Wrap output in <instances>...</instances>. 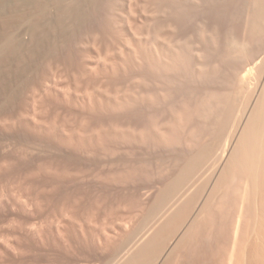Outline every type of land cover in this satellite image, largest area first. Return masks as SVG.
<instances>
[{
    "label": "rangeland",
    "instance_id": "374dc122",
    "mask_svg": "<svg viewBox=\"0 0 264 264\" xmlns=\"http://www.w3.org/2000/svg\"><path fill=\"white\" fill-rule=\"evenodd\" d=\"M29 1L0 0V264H228L230 253L233 255L232 264H245L247 262L250 264V259H242L243 254L241 252L248 249L245 248L247 247L245 242L250 234L252 235L251 228H253L254 222L252 223L253 217L248 213L255 208L258 192L253 195L252 191L251 193L247 191L248 198L244 201L242 208L241 224L244 223V227L241 231L245 232V236L248 235L245 239L241 232L240 237L243 236V238H239L240 243L238 241L237 245L235 244L237 247H234L232 244L234 235L232 233L240 212L239 197L243 190L241 184H244V182L239 179L241 176L238 177L239 167L235 163H226V161H221L219 164L215 163L218 158L215 154L221 149L215 147V150L214 148L210 149L211 151L209 150L210 153L208 150L206 151L208 144V147L212 144L216 145L218 142L222 144L221 140L226 138V136H218L215 126V123H218L220 117H222L221 112L223 110L221 109H224L225 101H223L224 106L222 101L218 103L215 99L205 101L208 99L205 98L208 93L207 88L211 87L212 83L209 81V84L205 81L206 83L202 84L199 80L197 82L196 78H192L191 71L189 72L190 76L185 72L188 75L187 77L190 78H187V80L186 75H183L184 80L183 78L180 79L182 75L174 76V79L179 81L176 82L175 80V83L172 82L174 80L173 76L168 77L167 80L163 76L159 78L160 75L156 76L157 74L153 73L150 77L147 76L149 73H143L145 71L143 67L140 69L139 65L134 64V62L132 64L135 66L129 64L131 61L128 59L126 36L122 34L123 30L118 31L117 29L114 30L115 32H108L102 26L105 24V18L108 19L109 12L112 10V8H107L106 3H104L105 0H70V3L68 0H63L62 5L58 3L62 7L70 6V10L80 8L81 16L79 15L78 18L74 15V12L78 15V11H75V9H73L74 11L67 8L65 10H68V16H72V19L74 18L73 15L75 16L74 21L70 19L71 17L67 16L66 18L64 15L61 18L63 21L56 20L59 8H63L59 5L58 7L57 4L55 5L57 1L53 0V6L48 4L51 13L48 10L46 11L48 12L45 20L47 23L45 22L44 27H38L41 30L37 31L35 40L32 39L33 42H31V38L28 39V21H26L29 20L28 17H30L32 11V3L30 1V5ZM50 1L48 0V3L52 4ZM74 1H77V3H73ZM118 1L114 5L116 8L113 6L114 12L111 13L119 16L124 15L126 13L124 11L127 10L125 7L131 5L135 13L133 12L131 15L133 20L130 19L132 22L135 21V26L140 24L136 26L138 32L142 33L144 28L145 31L151 29L152 26L154 27L153 24H150L151 28H148V25L153 23L150 19H155L154 23H156L159 12L153 8V11L157 13L153 15L152 6L151 12H149V8L147 9L144 6L146 3L148 4L147 0ZM122 1H125V6H123ZM223 1L225 0H221V2ZM235 1H238L237 4L235 3L237 6L233 3ZM240 1L226 0L225 3L220 2L224 7L220 6L221 4L218 2L217 7L220 6L218 10L210 9L211 12L208 10V13H210L208 14L209 19L213 21L210 22L209 20L210 24L217 21L218 15L220 17L223 15L221 17L223 21L218 18V22L221 21L222 27L223 23L225 28L226 24L227 26L231 24L235 28L238 27L237 29L242 35L245 34L244 36L250 37L251 31L249 30L251 27L249 29V26H251V22H247L245 17L241 19V12L246 11V6L244 0L243 2ZM228 2L230 5L227 4ZM241 3L243 4L242 7L240 6ZM104 5L105 9H103ZM233 6L237 8H233ZM144 7L147 10H143ZM232 9H235L233 12L235 16L232 15ZM99 10L100 13H98ZM65 11L64 13L67 15ZM144 11L149 12V15L147 12L145 14L147 18H143ZM142 12L144 13L141 14ZM235 12L240 14L239 18ZM214 13L215 15H213ZM211 14L216 18H210L213 17ZM88 15L89 18L87 19ZM229 16L234 20L236 19V22ZM48 17H51V19ZM145 18L146 20H144ZM76 19H80L82 22L76 23ZM55 20L57 22L61 21V24L59 22L57 24ZM224 20L228 22L225 23ZM100 21H103V23ZM74 22L78 26H75ZM196 22L198 21L194 23V19L193 21L188 20L185 26L188 32L184 31L186 32L184 35H182L183 32H179L182 34H179L180 37L178 35L177 38H180L182 43L184 41L189 42L195 37V35H192L195 33L193 31L198 29L199 26ZM51 23L53 24L49 25ZM190 23L194 26L197 25V27L192 28L193 25L191 26ZM244 23L250 25L246 27ZM146 24L148 25L146 26ZM187 26L191 27L188 28ZM46 30H49V33ZM90 31H93V35ZM173 33L169 32L168 36L170 34L171 37L172 34L173 39H176L174 37L177 35ZM181 35L185 37L182 38ZM190 35L193 37L190 38ZM257 35V46L260 50L258 53L264 57V32ZM84 39L86 40L84 41ZM103 41L110 43L107 42V46ZM1 43H4L7 48L3 47ZM31 49L35 51L32 52ZM30 52L33 54H30ZM123 52L125 53L123 54ZM86 56L88 57L87 60L85 59ZM124 66L125 68H123ZM107 70L109 72H106ZM114 71L115 73H113ZM220 73L222 76L223 73ZM42 74H45L46 77L41 76ZM116 75L118 76L116 77ZM130 76L132 77L130 78ZM152 76H156L158 79H154ZM39 77L42 81L39 80ZM148 77L152 78L153 81ZM223 77V80H225V76ZM181 80L182 82H180ZM156 81L157 83H155ZM108 82L114 83V85ZM191 82L193 83L190 84ZM108 84L109 86H107ZM179 84L184 87H180ZM2 88L4 89L2 90ZM160 89L161 91H159ZM192 89L195 91L197 89V91L195 92ZM165 90L169 91L170 94L172 93V96L165 93ZM116 91L118 93H115ZM174 91L178 94L175 95ZM144 93L148 94L144 95ZM164 94L168 95L169 98H167L168 96L165 97ZM199 94H201V97ZM193 95L194 97H192ZM149 96H152V100L148 99ZM188 96L194 101L197 97L198 101L195 102H200V105L195 106L196 103L194 104V101L189 99ZM159 97L161 101H159ZM126 98L128 102L125 100ZM201 98H205L204 101ZM188 99L190 100L189 103ZM130 104L131 106H128ZM189 104L191 105L188 109ZM192 105L197 107L195 111ZM114 106L116 108H113ZM124 106L126 107L123 108ZM171 107H174L177 112L182 110L183 115L186 113L187 117L181 118H188V121H191V129H185L188 131L184 130L185 132H183V126L181 127L177 122L183 120L180 119L182 114L180 112L181 115L178 119V113L174 112V108L172 110ZM188 111L189 114L193 113L188 115ZM175 114L177 118L174 117ZM218 114L221 115L218 116ZM126 116L127 118H125ZM155 124L159 125L155 127ZM158 126H161L162 134V130L157 133L158 129L156 128ZM144 127L147 129L145 130ZM134 128L135 130H133ZM139 129H142L144 133ZM163 135L165 136L162 137ZM237 137V133L229 137L227 149L229 155L233 153L232 147L235 145ZM211 139L213 143H211ZM228 154H226V157ZM219 173L223 174L224 177L227 176L224 178L220 175L221 180L219 178V181L216 182ZM184 178L185 180H183ZM170 179L177 184V187L170 182ZM228 179L234 184L229 183ZM188 185L189 188H187ZM239 187L241 190H238ZM241 246L244 248L241 249ZM163 251L164 255L161 257Z\"/></svg>",
    "mask_w": 264,
    "mask_h": 264
},
{
    "label": "bare ground",
    "instance_id": "6f19581e",
    "mask_svg": "<svg viewBox=\"0 0 264 264\" xmlns=\"http://www.w3.org/2000/svg\"><path fill=\"white\" fill-rule=\"evenodd\" d=\"M29 1V0H28ZM31 1V3H32V11L31 10H29V11H31L30 13H31V15H30V17H28L29 18V20H26V21H28V34H29V37H28V39L29 38H31V42H33V40L32 39H34V38H36V36H37V31L38 30H41V29H39L38 27H44V25H45V20H46V17H47V13L48 12H46L47 10L49 11V9L48 8H50L49 6L51 5V6H53V0H49L50 2H52V4L51 3H48V0H30ZM30 1H29V4H30ZM57 1V2H56ZM63 0H55V5L57 4V6L59 5L58 3H61ZM70 0H68V2H69ZM78 1V0H77ZM77 1H74L73 3H77ZM85 1V0H84ZM91 1V0H90ZM96 1V0H95ZM116 1H118V0H105L104 1V3H106V6H107V8L108 9H111L112 8V10L114 9L113 8V6L114 5H116L117 3H116ZM132 1V0H131ZM145 1V0H144ZM226 1V0H225ZM225 1H223V2H221V0H147L146 2H148V4L146 3L144 6H146V8L148 9L149 8V12H151L150 11V9H151V6H152V13H153V15H155V14H157V13H155L156 11L157 12H159V17H158V19L156 20V23H154L155 22V19H150L153 23H149V25L148 24H146V26L148 25V28L150 27V24L152 25H154V27L152 26V28L151 29H146L145 31H144V26H143V32L142 33H140V32H138L137 31V27L136 26H139L140 24L139 23H137V24H139V25H134L135 23V21H133L132 22V18H131V15L133 14V9L131 8V5H128V6H126L125 8H127V10L126 11H124V12H126V13H124V15L122 14V15H116L115 13H111V12H114V10L112 11L111 10V12H109L110 13V15L108 16V19L107 18H105L106 19V21H104V23L105 24H103L102 26H104L105 28H106V30L109 32V31H114V30H117L118 29V31H120V29L121 30H123L124 31V33H123V31H122V34L124 35V36H126V39H125V42H126V49H127V53H128V59H130V61H131V63H129V64H132V62H134V64H137V65H139V68L141 69V67H143L144 69H145V71H147V72H143V73H151L150 75L148 74L147 76H150L151 77V75H153V73H155V74H157L156 76H158V75H160V77L159 78H161V76H163V78H170V76H173V79H174V76H180V75H182L181 76V78L180 79H182L184 76L183 75H186V80H187V78H189V77H187L188 75L190 76V74H191V76H192V78L194 79V78H196L195 80L197 81V82H199L200 81V83H209V81L212 83L211 85V87H209V88H207L208 90H207V94H206V97L205 98H208V99H206L205 101H211V100H214L215 99V101H218V103H219V101L221 102L222 101V105L224 106V102L223 101H225V107H224V109H221V110H223V112H221L222 113V117H220L219 119H220V121L218 122V123H215L214 125L216 126V128H217V130L216 131H218V136H226V138L225 139H223V140H221V143L222 144H220V142H218L216 145L215 144H212V145H210V147H208L209 146V144H208V146L206 147V148H208V149H206V151L208 150V152H209V150L210 149H213L214 148V150L216 149L215 147H218V149L220 150L221 149V151H216V152H218L217 154H215L217 157V160H216V164L218 163H220L221 161H226V163H231V162H233V163H235L238 167H239V175H238V177H240L239 179L240 180H242L243 182H244V184L242 183L241 185H243V190H242V192L240 193V212H239V215H238V218H237V220H236V222H235V225H234V231H233V233L232 232H230V233H232L233 235H234V237H233V246L234 247H237V246H235V244L237 245V243H238V241L240 240V239H242L243 238V236H242V238L240 237L242 234L244 235L245 234V232H242L241 230H243L242 229V227H244L243 226V224L244 223H242L241 224V219H242V208H243V204H244V201L245 200H247V196H248V194H247V191H249L250 193H251V191L253 192V195H255V192H258V197H257V200H256V203H255V208L252 210V211H250V213H248V214H250L252 217V219H253V221H252V223L254 222V225H253V228H251L252 229V235L250 234V237H248L247 238V240H246V245H247V247H245V248H248V249H246V251H245V249L243 250L244 252H241L242 254H243V256H242V254H241V256L243 257L242 259L244 260L245 258L247 259H250L251 260V263L250 264H264V57L263 56H260V54L258 53L260 50L258 49V47L259 46H257V40H256V35L257 34H263V32H264V0H244V4H245V8H246V11L243 13V12H241L242 13V15H240V14H236V12L238 11H236L235 12V14L237 15V17L240 15V17H241V19H242V17L244 18L245 17V20L247 21V22H251V26H249V25H246L245 23V26L247 27V26H249V29H250V27H251V29L249 30V29H247V30H249V31H251V36L250 37H246V36H244V35H242L239 31H238V27H233L231 24H229L228 26H227V24H226V28H225V25H224V23H223V27H222V25H221V21L220 22H218L219 21V19L218 18H220V19H222L221 17L223 16H219L218 15V17H217V21L215 22V23H212V24H210V22H213V21H211L210 19H209V15L208 14H210V13H208V10H210V9H216V10H218V8L220 7V6H222V7H224L221 3H225ZM229 1V0H228ZM231 1V0H230ZM232 1H234V0H232ZM240 1V0H239ZM242 2H243V0H241ZM240 1V2H241ZM67 2V1H66ZM67 2V3H68ZM98 2H100V1H98ZM103 2V1H102ZM101 2V3H102ZM119 2V1H118ZM123 2V1H122ZM130 2V1H129ZM135 2V1H134ZM138 2V1H137ZM221 4L220 6H218L217 7V5L219 4V3ZM236 2H238V1H235V2H233L234 3V5H235V3ZM63 3V2H62ZM62 3L60 4V5H62ZM70 3V2H69ZM72 3V4H73ZM85 3V2H84ZM88 3H89V1H88ZM115 3V4H114ZM133 3V2H132ZM48 4H49V6H48ZM64 4H66L65 2H64ZM63 4V5H64ZM82 4V3H81ZM80 4V5H81ZM86 4V3H85ZM91 5H92V3H90ZM95 4H96V2H95ZM122 4H124L123 6H125L126 5V3H125V1L122 3ZM129 4V3H128ZM137 4V3H136ZM140 4V3H139ZM227 4H229V2L227 3ZM232 4V3H231ZM237 4V3H236ZM31 5V4H30ZM59 5V6H60ZM67 5V4H66ZM71 5V4H70ZM77 5V4H76ZM75 5V6H76ZM84 5V4H83ZM143 5H141V6H143ZM226 5V4H225ZM230 5V4H229ZM233 5V4H232ZM241 5H243L242 3L240 4V6ZM29 6V5H28ZM48 6V7H47ZM58 6V7H59ZM94 6V5H93ZM119 6H120V4H119ZM137 6V5H136ZM147 6H149V7H147ZM227 6V5H226ZM235 6H237V5H235ZM235 6H233V8L235 7ZM60 7H62V6H60ZM70 7V6H69ZM68 6L67 7H62L63 9H61V8H59V10L57 9V7L56 6H54V8H56L57 10H58V16H57V19H56V17H55V19L56 20H62L61 18H62V15H64L66 18H67V16H68V13H67V11H65L66 10V8L67 9H71V8H69ZM73 7V6H72ZM80 7V6H79ZM89 7V6H88ZM87 7V8H88ZM98 7H100V6H98ZM115 7V6H114ZM132 7H134V6H132ZM215 7H217V8H215ZM232 7V6H231ZM242 7V6H241ZM31 8V6L29 7V9ZM47 8V9H46ZM85 8V7H84ZM90 8V7H89ZM95 8H97V7H95ZM103 8V7H102ZM116 8V7H115ZM117 8H119V7H117ZM140 8V7H139ZM145 8V7H144ZM143 8V10H147L146 8L144 9ZM153 8H154V10H156L155 12L153 11ZM228 8V7H227ZM235 8H237V7H235ZM73 9H75V8H72V10H70V11H74ZM78 9V10H77ZM77 9H75V11H78L77 13H78V15L76 14V12H74L75 14L74 15H76L77 16V18L79 17V15H80V11H79V9L80 8H78L77 7ZM83 9V8H82ZM86 9V8H85ZM91 9H92V7H91ZM101 9V8H100ZM103 9H105V5H104V8ZM121 9V8H120ZM223 9H225V8H223ZM239 9V8H238ZM240 9H242V8H240ZM92 10H94V8L92 9ZM96 10V9H95ZM102 10V9H101ZM107 10V9H106ZM105 10V11H106ZM136 10V9H135ZM142 10V11H143ZM226 10V9H225ZM224 10V11H225ZM229 10H230V6H229ZM233 11H232V15H233V12L235 11V9H232ZM28 11V10H27ZM56 11V10H55ZM64 11L66 12V14L67 15H65V13H64ZM98 11V10H97ZM103 11V10H102ZM104 11V12H105ZM108 11H110V10H108ZM108 11H107V15L109 14L108 13ZM120 11V10H119ZM148 11H144V12H142L141 14H143V18L144 17H146V12L148 13V15H149V12ZM214 11V10H213ZM221 11H222V9H221ZM240 11V10H239ZM244 11V10H243ZM137 12V11H136ZM140 12H141V9H140ZM209 12H211V10L209 11ZM217 12V11H216ZM49 13H51V11H49ZM55 13V12H54ZM53 13V14H54ZM64 13V14H63ZM83 13V12H82ZM86 13V12H85ZM87 13H89V12H87ZM92 13V12H91ZM94 13V12H93ZM98 13H100V10H99V12ZM106 13V12H105ZM117 13V12H116ZM135 13V12H134ZM152 13H150V14H152ZM228 13H230V12H228ZM240 13V12H239ZM73 13L71 12V15H72ZM97 14V13H96ZM104 14V13H103ZM121 14V13H120ZM218 14H219V12H218ZM225 14V13H224ZM231 14V13H230ZM243 14H244V16H243ZM57 15V14H56ZM55 15V16H56ZM69 15H70V13H69ZM73 15V17L75 18V16ZM83 15H86V14H83ZM106 15V14H105ZM145 15V16H144ZM158 15H156V16H158ZM213 15H215V13L213 14ZM212 14H211V16H213ZM221 15V14H220ZM228 15V14H227ZM28 16V15H27ZM63 16V17H64ZM81 16V15H80ZM95 16V15H94ZM119 16V17H118ZM216 16H217V14H216ZM233 16H235V15H233ZM68 17H71L70 19H72V16H68ZM84 17V16H83ZM149 17V16H148ZM151 17V16H150ZM27 18V19H28ZM48 18H50L51 19V17H48ZM53 18H54V16H53ZM73 18V19H74ZM81 18V17H80ZM87 19L89 18V15H88V17H86ZM102 18V17H101ZM132 20H131V19ZM147 18V17H146ZM146 18L144 19V20H146ZM155 18V17H154ZM210 18H214V16L213 17H210ZM216 18V17H215ZM214 18V19H215ZM225 18V17H224ZM229 18H232V17H230L229 16ZM239 18V17H238ZM64 19V18H63ZM72 19V20H73ZM82 19V18H81ZM85 19V18H84ZM83 19V20H84ZM86 19V20H87ZM193 19H194V23H195V21H198V22H196V23H198L199 24V26L197 27V25H193L192 23H190V25L192 26V28L193 27H197L198 29H196L197 30V32H196V30H194L193 32H195L194 34H192L193 36L195 35V37H193V36H191L190 35V38L191 37H193L192 39H194V40H189V42H187V41H184L183 39V43L181 42V39L180 38H177L178 37V35L179 34H182V33H179V32H183V34L182 35H184V33H186V32H184V31H187L186 29H185V26H186V24H187V22H188V20L190 21V20H192L193 21ZM213 19V20H214ZM225 19H227V18H225ZM233 19V18H232ZM55 20V21H56ZM65 20V19H64ZM97 20V19H96ZM100 20V19H99ZM138 20H140V19H138ZM148 20H149V18H148ZM147 20V21H148ZM209 20H210V22H209ZM234 20V19H233ZM236 20V19H235ZM234 20V21H235ZM240 20V19H239ZM63 21V20H62ZM71 21V20H70ZM69 21V22H70ZM74 21V20H73ZM75 21H77L76 23H78V22H80L81 20L80 19H76ZM95 21V20H94ZM141 22H142V20H140ZM150 21V22H151ZM222 21H223V19H222ZM49 22V21H48ZM57 22V21H56ZM59 23L61 22V21H58ZM57 22V24H59ZM68 22V23H69ZM82 22V21H81ZM80 22V23H81ZM100 22H102L103 23V21H100ZM149 22V21H148ZM224 22H225V20H224ZM228 21H226L225 23H227ZM230 22V21H229ZM233 22V21H232ZM231 22V23H232ZM236 22V21H235ZM239 22V21H238ZM47 23V22H46ZM55 23V22H54ZM64 23H65V21H64ZM75 23V22H74ZM76 23H75V26H78V24L76 25ZM79 23V24H80ZM84 23H85V21H84ZM93 23V22H92ZM145 23H147L146 21H145ZM201 23V24H200ZM53 23H51V24H49V25H52ZM56 24V23H55ZM61 24V23H60ZM66 24V23H65ZM72 24V23H71ZM142 24V23H141ZM189 24V23H188ZM64 25V24H63ZM145 25V24H144ZM156 25V26H155ZM234 25V24H233ZM236 25V24H235ZM58 26V25H57ZM61 26V25H60ZM88 26V25H87ZM190 26V27H191ZM45 27H47V26H45ZM49 27V26H48ZM54 27H56V26H54ZM59 27V26H58ZM89 27V26H88ZM92 27V26H91ZM142 27V26H141ZM141 27H140V30H141ZM188 27V26H187ZM186 27V28H187ZM190 27H188V28H190ZM240 27V26H239ZM51 28V27H50ZM60 28V27H59ZM63 28V27H62ZM65 28V27H64ZM67 29H68V27H66ZM70 28V27H69ZM74 28V27H73ZM79 28H81V27H79ZM94 28V27H93ZM96 28V27H95ZM104 28V29H105ZM241 28V27H240ZM245 28V27H244ZM42 29H44V28H42ZM84 29H85V26H84ZM92 29V28H91ZM97 29H99L98 27H97ZM102 30H103V28H101ZM139 29V28H138ZM54 30V29H53ZM66 30V29H65ZM73 30V29H72ZM87 30V29H86ZM85 30V31H86ZM90 30V29H89ZM105 30V31H106ZM243 31H244V29H242ZM47 31V30H46ZM49 31V30H48ZM47 31V32H48ZM55 31V30H54ZM60 32H61V30H59ZM69 31V30H68ZM67 31V32H68ZM75 31V30H74ZM80 31H81V29H80ZM174 32L173 34L174 35H177L176 37H174V38H176V39H173V35L171 34V37H170V34H169V36H168V33L170 32V33H172V32ZM190 31V30H189ZM245 31H246V29H245ZM52 32V31H51ZM64 32V31H63ZM91 32V34H92V32L93 31H90ZM89 32V33H90ZM103 32V31H102ZM101 32V33H102ZM115 32V31H114ZM188 32V31H187ZM192 32V31H191ZM248 32V31H247ZM27 33V32H26ZM39 33H41L40 31H39ZM44 33H46V32H44ZM49 33V32H48ZM80 33V32H79ZM88 33V34H89ZM95 33H96V31H95ZM190 33V32H189ZM25 34V33H24ZM27 34V35H28ZM43 34V33H42ZM47 34V33H46ZM51 34V33H50ZM61 34V33H60ZM72 34V33H71ZM85 34V33H84ZM83 34V35H84ZM98 34H100V33H98ZM104 34V33H103ZM110 34V33H109ZM188 34V33H187ZM191 34V33H190ZM241 34V35H240ZM59 35V34H58ZM63 35V34H62ZM90 35V34H89ZM88 35V36H89ZM93 35V34H92ZM95 35V34H94ZM96 35H97V33H96ZM95 35V36H96ZM107 35V34H106ZM114 35V34H113ZM116 35V34H115ZM121 35V34H120ZM122 35V36H123ZM181 35V37L182 38H184L185 36H182ZM189 35V34H188ZM247 35V34H246ZM45 36V35H44ZM57 36V35H56ZM61 36V35H60ZM74 36V35H73ZM98 36V35H97ZM102 36V35H101ZM100 36V37H101ZM105 36V35H104ZM103 36V37H104ZM118 36V35H117ZM258 36V35H257ZM260 36V35H259ZM39 37V36H38ZM43 37V36H42ZM52 37V36H51ZM59 37V36H58ZM65 38H66V36H64ZM107 37V36H106ZM113 37V36H112ZM170 37V38H169ZM179 37H180V35H179ZM41 38V37H40ZM55 38H57V37H55ZM60 38H62V37H60ZM88 38V37H87ZM86 38V39H87ZM90 38H93V37H90ZM95 38V37H94ZM98 38V37H97ZM114 38V37H113ZM119 38V37H118ZM125 38V37H124ZM260 38V37H259ZM263 38V37H262ZM42 39V38H41ZM73 39V38H72ZM79 39V38H78ZM83 39V38H82ZM86 39H84V41L86 40ZM104 39V38H103ZM115 39H117V38H115ZM119 39H121V38H119ZM188 39V38H187ZM35 40V39H34ZM37 40V39H36ZM48 40V39H47ZM47 40H46V42H47ZM53 40V39H52ZM60 40V39H59ZM74 40V39H73ZM92 40V39H91ZM91 40H89V41H91ZM99 40H100V38H99ZM105 40V39H104ZM110 40H111V38H110ZM122 40V39H121ZM121 40H120V42H121ZM186 40V39H185ZM45 41V40H44ZM83 41V40H82ZM81 41V42H82ZM96 41V40H95ZM102 41V40H101ZM101 41H98V42H101ZM109 41V40H108ZM108 41H106V43L108 42ZM117 41V40H116ZM123 41V40H122ZM191 41V42H190ZM263 41V40H262ZM59 42V41H58ZM72 42V41H71ZM94 42V41H93ZM104 42V41H103ZM124 42V43H125ZM43 43V42H42ZM76 43V42H75ZM89 43V42H88ZM97 43V42H96ZM105 43V42H104ZM105 43V44H106ZM108 43H110V42H108ZM112 43V42H111ZM119 43V42H118ZM2 44V43H1ZM98 44V43H97ZM97 44H96V46H97ZM3 45V47H6V46H4V43L2 44ZM6 45V44H5ZM22 45V44H21ZM40 45V44H39ZM71 45V44H70ZM76 45V44H75ZM78 45V44H77ZM80 45V44H79ZM87 45V44H86ZM89 45V44H88ZM107 45V44H106ZM105 45V46H106ZM111 45V44H110ZM121 45V44H120ZM102 46H104V45H102ZM108 46V45H107ZM106 46V47H107ZM115 46H117V45H115ZM35 47V46H34ZM48 47V46H47ZM86 47V46H85ZM95 47V46H94ZM7 48V47H6ZM29 48V47H28ZM27 48V49H28ZM33 48V47H32ZM36 48H37V46H36ZM44 48V47H43ZM105 48V47H104ZM120 48V47H119ZM122 48V47H121ZM2 49V48H1ZM4 49V48H3ZM34 49V48H33ZM38 49V48H37ZM49 49H50V47H49ZM76 49V48H75ZM83 49V48H82ZM81 49V50H82ZM94 49V48H93ZM32 50V49H31ZM41 50H42V48H41ZM95 50V49H94ZM106 50V49H105ZM263 50V49H262ZM3 51H6V50H3ZM35 51V50H34ZM33 50H32V52H34ZM50 52H51V50H49ZM48 51V52H49ZM74 51V50H73ZM77 51V50H76ZM86 51H88L87 49H86ZM93 51V50H92ZM91 51V52H92ZM107 51V50H106ZM125 51V50H124ZM38 52V51H37ZM79 52V51H78ZM78 52H76V53H78ZM89 52V51H88ZM100 52V51H99ZM115 52H117V51H115ZM119 52V51H118ZM36 53V52H35ZM43 53V52H42ZM125 52H123V54H124ZM30 54H33V53H31L30 52ZM52 54V53H51ZM102 54V53H101ZM264 54V53H263ZM45 55V54H44ZM81 55V54H80ZM86 55V54H85ZM84 55V56H85ZM99 55V54H98ZM106 55V54H105ZM120 55H122V54H120ZM71 56V55H70ZM69 56V57H70ZM91 56H92V53H91ZM94 56V55H93ZM102 56V55H101ZM122 56H124V55H122ZM37 57V56H36ZM48 57V56H47ZM99 58H100V55L98 56ZM127 57V56H126ZM45 58V57H44ZM71 58V57H70ZM80 58V57H79ZM86 58H88L87 56L85 57V59ZM95 58H97V57H95ZM103 58V57H102ZM124 58V57H123ZM33 59V58H32ZM59 59V58H58ZM90 59V58H89ZM263 59V60H262ZM36 60V59H35ZM49 60V59H48ZM83 60V59H82ZM87 60V59H86ZM100 60H101V58H100ZM107 60V59H106ZM122 60V59H121ZM120 60V61H121ZM125 60V59H124ZM126 60H127V58H126ZM32 61V60H31ZM36 61H38V60H36ZM41 61V60H40ZM50 61V60H49ZM55 61H56V59H55ZM71 61V60H70ZM111 61V60H110ZM123 61V60H122ZM129 61V62H130ZM263 61V62H262ZM46 62V61H45ZM53 62V61H52ZM58 62V61H57ZM59 62H60V59H59ZM58 62V63H59ZM62 62V61H61ZM79 62H80V60H79ZM118 62V61H117ZM29 63H31V62H29ZM42 63V62H41ZM70 63V62H69ZM82 63H83V61H82ZM81 63V64H82ZM94 63V62H93ZM101 63H103V62H101ZM110 63V62H109ZM126 63V62H125ZM124 63V64H125ZM36 64V63H35ZM55 64V63H54ZM68 64V63H67ZM78 64V63H77ZM85 64V63H84ZM87 64V63H86ZM97 64V63H96ZM112 64V63H111ZM115 64V63H114ZM120 64V63H119ZM127 64V63H126ZM59 65V64H58ZM109 65V64H108ZM121 65V64H120ZM133 65V64H132ZM26 66V65H25ZM31 66V65H30ZM40 66V65H39ZM45 66V65H44ZM43 66V67H44ZM55 66H56V64H55ZM61 66V65H60ZM70 66V65H69ZM88 66V65H87ZM105 66V65H104ZM123 66V65H122ZM133 66H135V65H133ZM133 66H132V68H133ZM48 67V66H47ZM77 67V66H76ZM103 67V66H102ZM127 67H128V65H127ZM130 67V66H129ZM137 67V66H136ZM40 68V67H39ZM56 68V67H55ZM68 68V67H67ZM106 69H107V67H105ZM117 68V67H116ZM115 68V69H116ZM123 68H125V66L123 67ZM131 68V67H130ZM142 68V70H144ZM37 69V68H36ZM41 69V68H40ZM51 69V68H50ZM75 69V68H74ZM78 69V68H77ZM109 69V68H108ZM114 69V68H113ZM134 69H136L135 67H134ZM133 69V70H134ZM72 70V69H71ZM85 70H86V68H85ZM103 70V69H102ZM141 70V71H142ZM223 70V71H222ZM36 71V70H35ZM42 71V70H41ZM40 71V72H41ZM65 71V70H64ZM69 71V70H68ZM99 71V70H98ZM105 71V70H104ZM113 71V70H112ZM121 71V70H120ZM135 71V70H134ZM191 71V72H190ZM48 72H50V71H48ZM85 72V71H84ZM106 72H109L108 70L106 71ZM117 72H119V70H117ZM116 72V73H117ZM131 72H133V71H131ZM130 72V73H131ZM137 72V71H136ZM185 73V72H187L188 73V75L185 73V74H182V73ZM189 72H190V74H189ZM220 72H222L223 73V75L221 76V73ZM33 73V72H32ZM44 73V72H43ZM47 73V72H46ZM45 73V74H46ZM81 73V72H80ZM93 73H95V72H93ZM103 73V72H102ZM113 73H115V71L113 72ZM123 73V72H122ZM121 73V74H122ZM124 73H126L125 71H124ZM130 73H129V75H130ZM40 74V73H39ZM44 74V75H45ZM52 74V73H51ZM71 74V73H70ZM78 74V73H77ZM107 75H108V73H106ZM112 74V73H111ZM154 74V75H155ZM34 75V74H33ZM43 74L41 75V76H43L44 78L46 77V76H44ZM72 76H73V74H71ZM74 75H75V73H74ZM80 75H82V74H80ZM84 75V74H83ZM100 75V74H99ZM105 75V74H104ZM134 75V74H133ZM136 75V74H135ZM103 76V75H102ZM109 76V75H108ZM108 76H107V78H108ZM114 76V75H113ZM118 75H116V77H117ZM124 76V75H123ZM126 76H127V74H126ZM146 76V77H147ZM156 76H152L154 79L155 78H157L158 79V77H156ZM223 76H225V80H223ZM49 77V76H48ZM51 77V76H50ZM80 77V76H79ZM132 76H130V78H131ZM150 77H148L149 79H152V78H150ZM35 78H36V76H35ZM40 78V77H39ZM101 78H103V77H101ZM105 78H106V76H105ZM136 78V77H135ZM139 78H140V76H139ZM162 78V79H163ZM168 78V79H169ZM177 78V77H176ZM192 78H191V81H192ZM74 79H75V77H74ZM83 79V78H82ZM115 79V78H114ZM122 79V78H121ZM124 79H126V78H124ZM129 79V78H128ZM138 79V78H137ZM143 79V78H142ZM141 79V80H142ZM147 79V78H146ZM148 79V80H149ZM156 79V80H157ZM167 79V80H168ZM185 78H183V80H184ZM190 79V78H189ZM221 79H222V81H221ZM39 80H41V78L39 79ZM110 80V79H109ZM120 80V79H119ZM118 80V81H119ZM140 80V79H139ZM172 80V79H171ZM175 80H176V82L178 81L177 79H174V80H172V82L174 81L175 82ZM194 80V81H195ZM199 80V81H198ZM42 81V80H41ZM47 81V80H46ZM81 81V80H80ZM108 81V80H107ZM152 81H153V79H152ZM151 81V82H152ZM159 81H161V79H159ZM163 81V80H162ZM165 81V80H164ZM170 81V80H169ZM193 81V82H194ZM203 81V82H202ZM206 81V82H205ZM30 82V81H29ZM51 82V81H50ZM72 82V81H71ZM77 82V81H76ZM79 82V81H78ZM110 82H111V80H110ZM142 82H143V80H142ZM150 82V81H149ZM171 82V81H170ZM175 82V83H176ZM179 82V81H178ZM180 82H182V80L180 81ZM187 82V81H186ZM190 82V81H189ZM193 82H191L190 84H192ZM223 82V83H222ZM36 83V82H35ZM109 83V82H108ZM114 83H116L115 81H114ZM114 83L112 84V83H109V84H112V85H114ZM139 83V82H138ZM144 83H145V81H144ZM146 83H148V82H146ZM155 83H157V81L155 82ZM160 83V82H159ZM162 83V82H161ZM164 83V82H163ZM168 83V82H167ZM175 83H174V85H175ZM188 83V82H187ZM196 83V82H195ZM52 84V83H51ZM109 84L107 85V86H109ZM117 84V83H116ZM141 84V83H140ZM150 84V83H149ZM172 84V83H171ZM170 84V85H171ZM180 84H182V83H180ZM179 84V85H180ZM189 84V85H190ZM210 84V83H209ZM208 84V85H209ZM34 85V84H33ZM40 85V84H39ZM75 85V84H74ZM77 85V84H76ZM104 85H106V83H104ZM103 85V86H104ZM145 85V84H144ZM147 85V84H146ZM194 85V84H193ZM199 85V84H198ZM31 86V85H30ZM111 86V85H110ZM148 86V85H147ZM154 86V85H153ZM152 86V87H153ZM158 86V85H157ZM165 86V85H164ZM163 86V87H164ZM168 87H169V85H167ZM176 87H177V85H175ZM183 86V85H182ZM181 85H180V87H182ZM32 87V86H31ZM116 87H117V85H116ZM154 87H156V86H154ZM179 87V86H178ZM184 87V86H183ZM186 87V86H185ZM188 87V86H187ZM197 87V86H196ZM201 87V86H200ZM8 88V87H7ZM25 88V87H24ZM28 88V87H27ZM26 88V89H27ZM45 88V87H44ZM102 88V87H101ZM108 88V87H107ZM112 88V87H111ZM115 88V87H114ZM146 88V87H145ZM165 88V87H164ZM171 88H172V85H171ZM4 88H2V90H3ZM28 89H30V88H28ZM100 89V88H99ZM142 89V88H141ZM147 89V88H146ZM154 89H156V88H154ZM159 89V88H158ZM157 89V90H158ZM180 89V88H179ZM182 89V88H181ZM189 89V88H188ZM187 89V90H188ZM194 89H195V86H194ZM194 89H192V90H194ZM201 89V88H200ZM105 90V89H104ZM109 90H110V88H109ZM109 90H108V92H109ZM114 91H115V89H113ZM133 90V89H132ZM139 90V89H138ZM143 90V89H142ZM148 90V89H147ZM156 90V91H157ZM163 90V89H162ZM168 90V89H167ZM167 90H165L166 92L165 93H168L167 92ZM170 90V89H169ZM178 90V89H177ZM199 90V89H198ZM112 91V90H111ZM110 91V92H111ZM144 91V90H143ZM150 92H151V90H149ZM159 91H161V89L159 90ZM188 91H190V90H188ZM195 91V90H194ZM196 91H197V89H196ZM195 91V92H196ZM202 91H203V89H202ZM201 91V92H202ZM206 91V90H205ZM2 92V91H1ZM4 92V91H3ZM124 92V91H123ZM122 92V93H123ZM153 92V91H152ZM151 92V93H152ZM176 91H174V94L176 95V94H178V93H175ZM179 92V91H178ZM191 92H193V91H191ZM199 92H200V90H199ZM77 93V92H76ZM91 93V92H90ZM96 93H98V92H96ZM115 93H118V91H116ZM138 93H140L139 91H138ZM142 93V92H141ZM150 93V94H151ZM154 93V92H153ZM159 93V92H158ZM185 93V92H184ZM66 94V93H65ZM86 94V93H85ZM84 94V95H85ZM110 94V93H109ZM108 94V95H109ZM134 94H135V92H134ZM145 94H148V93H144V95ZM163 94V93H162ZM168 94H170V93H168ZM172 94V93H171ZM170 94V96H172ZM186 94V93H185ZM203 94V93H202ZM4 95V94H3ZM12 95V94H11ZM67 95V94H66ZM75 95V94H74ZM96 95V94H95ZM112 95V94H111ZM119 95H121V94H119ZM131 95V94H130ZM132 95H133V93H132ZM131 95V96H132ZM139 95V94H138ZM138 95H137V97H138ZM142 95V94H141ZM154 95V94H153ZM182 95V94H181ZM187 95H188V93H187ZM197 95V94H196ZM200 95V97H201V94H199ZM70 96V95H69ZM92 96V95H91ZM116 96V95H115ZM164 96L166 97V96H168V95H165L164 94ZM163 96V97H164ZM198 96V95H197ZM204 96V95H203ZM8 97V96H7ZM11 97V96H10ZM113 97H114V95H113ZM134 97H136V96H134ZM134 97H133V99H134ZM147 97V96H146ZM152 97V96H151ZM151 97L149 96L148 97V99H151ZM176 97V96H175ZM189 97V96H188ZM190 97H191V95H190ZM189 97V99H191V100H193L192 98H190ZM192 97H194V95L192 96ZM72 99L74 98V97H71ZM125 98V96L123 97V99ZM153 98H154V96H153ZM158 98V97H157ZM167 98H169V96L167 97ZM178 98H180V97H178ZM197 98V97H196ZM195 98V101H198L197 99ZM199 98V97H198ZM205 98H203V99H205ZM7 99V98H6ZM12 99V98H11ZM130 99V98H129ZM145 99V98H144ZM171 99V98H170ZM175 99V98H174ZM181 99V98H180ZM188 99V103H189V100ZM202 99V98H201ZM202 99V101H204ZM20 100V99H19ZM101 100V99H100ZM100 100H98V101H100ZM108 100V99H107ZM106 100V101H107ZM127 102H128V100H127V98L125 99ZM125 100H124V103H125ZM132 100V99H131ZM134 100H136V98L134 99ZM141 100V99H140ZM152 100V99H151ZM150 100V101H151ZM154 101H155V99H153ZM163 100V99H162ZM165 100V99H164ZM169 100V99H168ZM183 100V99H182ZM187 100V99H186ZM185 100V101H186ZM8 101V100H7ZM79 101V100H78ZM83 101V100H82ZM86 101V100H85ZM138 101H139V99H138ZM148 101V100H147ZM159 101H161L160 100V97H159ZM167 101V100H166ZM172 101V100H171ZM177 101H178V99H177ZM179 101H181V100H179ZM194 101V100H193ZM194 101V104L196 103ZM201 101V102H202ZM118 102V101H117ZM119 102H120V100H119ZM118 102V103H119ZM131 102H133V101H131ZM141 102V101H140ZM149 102V101H148ZM145 103V102H144ZM151 103V102H150ZM149 103V104H150ZM185 103V102H184ZM198 103V104H197ZM196 103V105L195 106H197V105H200L199 103L200 102H197ZM114 104V103H113ZM120 104V103H119ZM129 104V103H128ZM134 104V103H133ZM138 104V103H137ZM193 104V103H192ZM221 104V103H220ZM116 105V104H115ZM124 105V104H123ZM127 105V104H126ZM135 105V104H134ZM133 105V106H134ZM139 105V104H138ZM142 105V104H141ZM151 105H152V103H151ZM157 105V104H156ZM191 104H189L188 105V109H189V106H190ZM111 106V105H110ZM128 106H131V104L130 105H128ZM132 106V107H133ZM142 106H144V105H142ZM145 106H146V104H145ZM194 108V111H195V108H197V107H195L194 105H192ZM191 106V107H192ZM112 107V106H111ZM119 108H120V106H118ZM117 107V108H118ZM126 106H124L123 108H125ZM150 107V106H149ZM187 107V106H186ZM190 107V108H191ZM113 108H116L115 106L113 107ZM123 108H122V110H123ZM130 108V107H129ZM151 108V107H150ZM172 108V107H171ZM174 108V107H173ZM173 108H172V110H173ZM223 108V107H222ZM149 109V108H148ZM186 109V108H185ZM110 110H111V108H110ZM115 110V109H114ZM128 110V109H127ZM133 110V109H132ZM178 111H179V109H177ZM184 110V109H183ZM197 110H199V109H197ZM203 110V109H202ZM117 111V110H116ZM119 112H120V110H118ZM185 111H187V110H185ZM190 111V110H189ZM189 111H188V115H191V114H189ZM200 111V110H199ZM112 112V111H111ZM129 112H131V111H129ZM171 112V111H170ZM174 112H177L176 110H175V108H174ZM180 112H181V114H180ZM191 112V111H190ZM201 112V111H200ZM178 114H177V116H178V119H179V116H180V119H183L184 117H187V115H186V113L183 115V112H182V110L181 111H179V112H177ZM220 113V112H219ZM113 114V113H112ZM118 114H121V113H118ZM127 114H128V112H127ZM126 114V115H127ZM151 115V114H150ZM194 115H196V114H194ZM193 115V116H194ZM221 114H218V116H220ZM128 116V115H127ZM127 116L125 117V118H127ZM176 116V114L174 115V117ZM177 116H176V118H177ZM115 118H116V116H114ZM181 117H183V118H181ZM124 118V117H123ZM191 118V117H190ZM154 119V118H153ZM156 119V118H155ZM167 119V118H166ZM165 119V120H166ZM124 120V119H123ZM122 120V121H123ZM130 121H132L131 119H129ZM128 120V121H129ZM137 120H139V119H137ZM141 120V119H140ZM172 120V119H171ZM171 120H170V122H171ZM186 120V121H185ZM154 121V120H153ZM177 121V120H176ZM155 122V121H154ZM156 122H158V121H156ZM167 122H169V121H167ZM177 122H179V125L182 127V130H183V132H185V131H188L189 129H191L192 127H190L191 126V121L189 122L188 121V118L186 119H183L182 121L181 120H178ZM180 122H181V124H180ZM190 124H189V123ZM128 123V122H127ZM174 123H175V120H174ZM194 123V122H193ZM193 123H192V126H193ZM116 124V123H115ZM118 124V123H117ZM129 124V123H128ZM127 124V125H128ZM131 124H133V123H131ZM130 124V125H131ZM141 124V123H140ZM164 124V123H163ZM195 124V123H194ZM127 125H126V127H127ZM145 125V124H144ZM156 125H159V124H155L154 126L156 127ZM213 125V126H214ZM129 126V125H128ZM137 126V125H136ZM152 126V125H151ZM198 126V125H197ZM196 126V127H197ZM212 126V127H213ZM125 127V126H124ZM134 127V126H133ZM148 127V126H147ZM153 127V126H152ZM171 127H172V125H171ZM171 127H170V129H171ZM178 127V126H177ZM180 127V128H181ZM120 128V127H119ZM122 129H123V126L121 127ZM120 128V129H121ZM129 128V127H128ZM149 128H151V127H149ZM175 128V127H174ZM179 128V129H180ZM194 128V127H193ZM117 129V128H116ZM120 129H119V131H120ZM125 129V128H124ZM138 129V128H137ZM144 129L146 130L147 128L146 127H144ZM156 129H158V131H157V133L159 132V131H161L162 130V128H161V126H158V128H156ZM164 129V128H163ZM167 129V128H166ZM173 129V128H172ZM176 129V128H175ZM185 129H188V130H185ZM196 129V128H195ZM131 130V129H130ZM133 130H135V128L133 129ZM140 131L142 130V129H139ZM185 130V131H184ZM197 130H199V129H197ZM197 130H195V131H197ZM201 130V129H200ZM137 131V130H136ZM177 131H178V129H177ZM192 131H193V129H192ZM191 131V132H192ZM194 131V132H195ZM215 131V132H216ZM127 132V131H126ZM142 132H143V130H142ZM151 132V131H150ZM169 132H172V131H169ZM199 132V131H198ZM201 132V131H200ZM125 133V132H124ZM134 133H135V131H134ZM144 133V132H143ZM142 133V134H143ZM163 133V130H162V132H161V134ZM189 133V132H188ZM238 134V137H237V140L235 141V145L232 147L233 148V153H231L230 155L227 153V149H228V142H229V137H232V135H234V134ZM206 134V133H205ZM204 134V135H205ZM213 134V133H212ZM216 134H217V132H216ZM139 135V134H138ZM168 135H170L169 133H168ZM167 135V136H168ZM160 136V135H159ZM165 135H163L162 137H164ZM162 137H160V138H162ZM210 137V136H209ZM208 137V138H209ZM159 138V139H160ZM212 138V137H211ZM168 139V138H167ZM214 139H216V138H214ZM166 140V139H165ZM171 140H173V139H171ZM212 140V139H211ZM170 141V140H169ZM204 143V142H203ZM208 143V142H207ZM211 143H213V140H212V142ZM215 143H216V140H215ZM220 147H219V146ZM211 151V150H210ZM232 151V150H231ZM204 152V151H203ZM200 153V152H199ZM207 153V152H206ZM210 153V152H209ZM194 154H196V153H194ZM226 154H228V156L226 157ZM234 154V155H233ZM191 155V154H190ZM202 155V154H201ZM207 155V154H206ZM213 155V154H212ZM211 155V156H212ZM193 156V155H192ZM200 156V155H199ZM214 156V155H213ZM212 156V157H213ZM226 157V158H225ZM190 158H191V156H190ZM203 158V157H202ZM205 158V157H204ZM215 158V159H216ZM188 159V158H187ZM197 159V158H196ZM201 159V158H200ZM211 159H213V158H211ZM184 161V160H183ZM188 161V160H187ZM196 161V160H195ZM199 161V160H198ZM211 161H213V160H211ZM191 162V161H190ZM202 162V161H201ZM100 163V162H99ZM198 163V162H197ZM210 163V162H209ZM222 163H224V162H222ZM181 164V163H180ZM205 164V163H204ZM212 164H214L213 162H212ZM225 164V163H224ZM223 164V165H224ZM183 165V164H182ZM198 165V164H197ZM207 165V164H206ZM215 165V164H214ZM176 166V165H175ZM187 166V165H186ZM185 166V167H186ZM189 166V165H188ZM199 166V165H198ZM202 167V166H201ZM208 167V166H207ZM223 167V166H222ZM233 167V166H232ZM184 168V167H183ZM190 168V167H189ZM203 168V167H202ZM236 168V167H235ZM182 169V168H181ZM198 169V168H197ZM189 170V169H188ZM221 170H223V169H221ZM232 170V169H231ZM237 170V169H236ZM178 171H180V170H178ZM177 171V172H178ZM199 171V170H198ZM205 171H207V170H205ZM224 172H226L225 170H223ZM222 171V172H223ZM221 172V171H220ZM185 173V172H184ZM192 173V172H191ZM211 173V172H210ZM227 173V172H226ZM231 173V172H230ZM233 173V172H232ZM235 173V172H234ZM237 173V172H236ZM183 174V173H182ZM225 174V173H224ZM228 174V173H227ZM220 175L221 176H223V174H221V173H219L218 174V177H217V179H216V182L217 181H219V178H220ZM230 175H232V174H230ZM237 175V174H236ZM236 175H234V176H236ZM197 176V175H196ZM200 176V175H199ZM227 176V175H226ZM225 176V177H226ZM180 177V176H179ZM198 177V176H197ZM224 177V176H223ZM224 177V178H225ZM230 177V176H229ZM228 177V178H229ZM233 177V176H232ZM237 177V178H238ZM242 177H243V179L245 178V180H243L242 179ZM178 178V177H177ZM195 178V177H194ZM234 178V177H233ZM188 179V178H187ZM198 179V178H197ZM196 179V180H197ZM230 179H231V177H230ZM238 179V180H239ZM180 180V179H179ZM183 180H185V178L183 179ZM190 180V179H189ZM220 180H221V178H220ZM229 180V179H228ZM174 181H175V179H174ZM178 181V180H177ZM176 181V182H177ZM200 181V180H199ZM198 181V182H199ZM202 181V180H201ZM223 181H225V180H223ZM230 181V180H229ZM170 182H172L173 183V181H171V179H170ZM196 183V182H195ZM220 183V182H219ZM229 183H231V181L229 182ZM173 184H175V183H173ZM193 184V183H192ZM201 184V183H200ZM199 184V185H200ZM218 184V183H217ZM228 184V183H227ZM231 184H234V183H231ZM177 184H175V186H176ZM226 185V184H225ZM180 186H182V185H180ZM239 186H240V184H239ZM177 187V186H176ZM179 187V186H178ZM198 187V186H197ZM185 188V187H184ZM187 188H189V185H188V187ZM192 188V187H191ZM176 189V188H175ZM179 189V188H178ZM194 189V188H193ZM249 189V190H248ZM251 189V190H250ZM189 190V189H188ZM191 190V189H190ZM195 190V189H194ZM193 190V191H194ZM238 190H241L240 189V187H239V189ZM178 191V190H177ZM181 191H182V189H181ZM186 191V190H185ZM184 192V191H183ZM182 192V193H183ZM190 192V191H189ZM207 192V191H206ZM240 192V191H239ZM178 193V192H177ZM186 193V192H185ZM192 193V192H191ZM228 195V194H227ZM239 195V194H238ZM177 196V195H176ZM199 196H201V195H199ZM229 196V195H228ZM173 197H174V195H173ZM205 197H206V195H205ZM196 198V197H195ZM174 199V198H173ZM182 199V198H181ZM199 199V198H198ZM197 199V200H198ZM196 200V201H197ZM199 201V200H198ZM197 201V202H198ZM205 201V200H204ZM176 202V201H175ZM190 203V202H189ZM187 204V203H186ZM202 204V203H201ZM169 205V204H168ZM174 205V204H173ZM170 206V205H169ZM202 206V205H201ZM182 208V207H181ZM169 209V208H168ZM168 211V210H167ZM166 213V212H165ZM177 213V212H176ZM243 216H244V213H243ZM251 219V220H252ZM252 227V226H251ZM241 232H242V234H241ZM229 233V232H228ZM241 234V235H240ZM248 234H246V236H247ZM229 236H231V235H229ZM246 236L244 235V238L246 239ZM240 238V239H239ZM229 240V239H228ZM231 240V239H230ZM242 241V240H241ZM228 242V241H227ZM243 242V241H242ZM134 243V242H133ZM239 243H240V241H239ZM243 244V243H242ZM239 245V244H238ZM245 245V244H244ZM245 245V246H246ZM133 246V245H132ZM242 247V248H241ZM240 248L241 249H243L244 247L243 246H241ZM130 249V248H129ZM128 249V250H129ZM230 250V249H229ZM140 251V250H139ZM233 251H234V248H233ZM122 254V253H121ZM125 254V253H124ZM124 254H123V256H124ZM118 258H120V257H118ZM233 258V255H232V253H230L229 254V262H228V264H232L231 263V259ZM247 259V260H248ZM243 260H241L242 262H243ZM228 261V260H227ZM246 261V260H245ZM244 261V262H245ZM117 262V261H116ZM127 262H129V261H127ZM250 262V261H249ZM237 263V262H236ZM116 264V263H115ZM241 264V263H240ZM245 264H249L248 262L247 263H245Z\"/></svg>",
    "mask_w": 264,
    "mask_h": 264
},
{
    "label": "crops",
    "instance_id": "0c3cea01",
    "mask_svg": "<svg viewBox=\"0 0 264 264\" xmlns=\"http://www.w3.org/2000/svg\"><path fill=\"white\" fill-rule=\"evenodd\" d=\"M165 250H166V249H165ZM165 250H164V251H165ZM164 251H163V253L161 254V257L164 255Z\"/></svg>",
    "mask_w": 264,
    "mask_h": 264
}]
</instances>
